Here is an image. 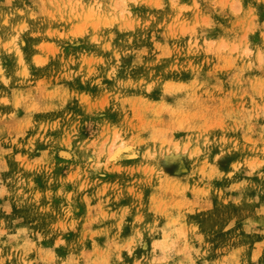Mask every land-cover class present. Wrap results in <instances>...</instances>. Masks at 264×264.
I'll list each match as a JSON object with an SVG mask.
<instances>
[{"label": "rangeland", "instance_id": "1", "mask_svg": "<svg viewBox=\"0 0 264 264\" xmlns=\"http://www.w3.org/2000/svg\"><path fill=\"white\" fill-rule=\"evenodd\" d=\"M0 264H264V0H0Z\"/></svg>", "mask_w": 264, "mask_h": 264}, {"label": "bare ground", "instance_id": "2", "mask_svg": "<svg viewBox=\"0 0 264 264\" xmlns=\"http://www.w3.org/2000/svg\"><path fill=\"white\" fill-rule=\"evenodd\" d=\"M116 151V150H115ZM63 153V152H62ZM66 155V154H65Z\"/></svg>", "mask_w": 264, "mask_h": 264}]
</instances>
